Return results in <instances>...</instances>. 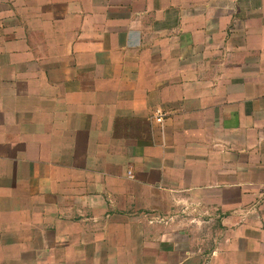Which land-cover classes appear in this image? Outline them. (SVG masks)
<instances>
[{"label": "crops", "instance_id": "obj_1", "mask_svg": "<svg viewBox=\"0 0 264 264\" xmlns=\"http://www.w3.org/2000/svg\"><path fill=\"white\" fill-rule=\"evenodd\" d=\"M0 264H264V0H0Z\"/></svg>", "mask_w": 264, "mask_h": 264}, {"label": "built area", "instance_id": "obj_2", "mask_svg": "<svg viewBox=\"0 0 264 264\" xmlns=\"http://www.w3.org/2000/svg\"><path fill=\"white\" fill-rule=\"evenodd\" d=\"M152 119L161 124L164 120L163 112L157 110L156 113L153 115Z\"/></svg>", "mask_w": 264, "mask_h": 264}]
</instances>
